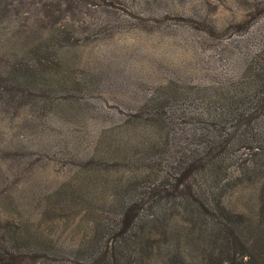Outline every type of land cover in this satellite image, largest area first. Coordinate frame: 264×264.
Instances as JSON below:
<instances>
[{"label": "rangeland", "instance_id": "1", "mask_svg": "<svg viewBox=\"0 0 264 264\" xmlns=\"http://www.w3.org/2000/svg\"><path fill=\"white\" fill-rule=\"evenodd\" d=\"M263 1L0 0V224L51 241L55 264H88L81 251L93 255L98 224L116 217L101 200L114 128L162 84H217L222 45L237 41L208 26L226 28ZM39 57L51 62L36 69ZM21 71L24 82L13 79Z\"/></svg>", "mask_w": 264, "mask_h": 264}, {"label": "trees", "instance_id": "2", "mask_svg": "<svg viewBox=\"0 0 264 264\" xmlns=\"http://www.w3.org/2000/svg\"><path fill=\"white\" fill-rule=\"evenodd\" d=\"M263 5L252 3L226 28L208 26L223 44L227 34L237 41L222 45L230 54L217 84H162L114 128L112 137L121 135L117 147L120 135L110 143L116 163L106 153L100 195L116 217L98 224L93 255L82 247L88 264H122L123 257L137 264L136 254L142 264H157L155 256L166 264H264ZM34 60L36 69L51 62ZM27 78L24 71L13 77ZM86 193L98 201L97 192ZM24 231L0 224V264H55L52 242Z\"/></svg>", "mask_w": 264, "mask_h": 264}]
</instances>
